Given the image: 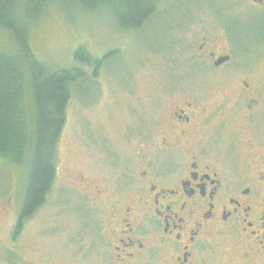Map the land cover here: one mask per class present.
Returning <instances> with one entry per match:
<instances>
[{"label":"rangeland","instance_id":"1","mask_svg":"<svg viewBox=\"0 0 264 264\" xmlns=\"http://www.w3.org/2000/svg\"><path fill=\"white\" fill-rule=\"evenodd\" d=\"M219 1L158 0L159 14L139 31L122 30L107 11L85 14L78 9L70 15L55 12L33 27L32 49L54 69L77 66L74 54L79 47L96 58L115 54L98 79L89 81L88 96L74 93L58 144L54 187L16 239L13 232L26 175L22 169L0 163V264H113L108 221L120 205L116 197L125 193L117 168L137 171L139 150L152 140H142L140 132L164 117L167 85H189L187 90L191 84H204L201 89L211 99L226 92L220 89V79L191 75L199 66L191 55L193 45L204 35L191 21L206 18L210 6ZM261 64L240 65L262 69L264 74ZM83 68L90 79L92 68ZM172 69L186 71V75H173ZM258 88L261 107L249 122L251 147L242 141L244 121L233 113L223 121L217 141L231 170L248 169L250 154L264 163V76ZM96 185L106 195L97 197ZM237 250L226 238L207 245L200 257L207 264H228L232 259L239 260L236 264H254L250 257L236 254ZM234 254L238 258L230 257ZM132 264L171 262L156 250Z\"/></svg>","mask_w":264,"mask_h":264},{"label":"flooded vegetation","instance_id":"2","mask_svg":"<svg viewBox=\"0 0 264 264\" xmlns=\"http://www.w3.org/2000/svg\"><path fill=\"white\" fill-rule=\"evenodd\" d=\"M210 8L206 18L191 21L204 31L193 45L199 66L191 75L220 79L226 92L211 99L204 84L167 85L164 117L140 132L152 142L139 150L137 171L117 168L125 193L108 221L113 264H132L156 250L171 264H207L200 257L206 246L226 238L236 254L264 264V163L250 154L248 169L231 170L217 141L233 113L246 125L242 141L252 146L249 122L261 107L264 74L241 65H264V0H220ZM96 192L106 195L97 185Z\"/></svg>","mask_w":264,"mask_h":264},{"label":"trees","instance_id":"3","mask_svg":"<svg viewBox=\"0 0 264 264\" xmlns=\"http://www.w3.org/2000/svg\"><path fill=\"white\" fill-rule=\"evenodd\" d=\"M75 9L107 11L122 30L136 31L159 14L158 0H0V163L26 175L14 239L54 187L58 144L74 93L88 96L89 81L98 79L115 54L96 58L79 47L77 66L59 69L36 56L33 27L48 15H70ZM83 67L92 68L90 79Z\"/></svg>","mask_w":264,"mask_h":264}]
</instances>
